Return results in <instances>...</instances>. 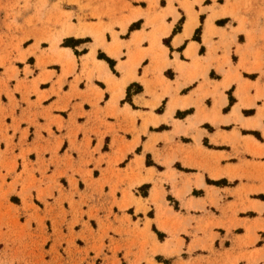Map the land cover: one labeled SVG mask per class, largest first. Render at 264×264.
<instances>
[{
  "label": "crops",
  "instance_id": "1",
  "mask_svg": "<svg viewBox=\"0 0 264 264\" xmlns=\"http://www.w3.org/2000/svg\"><path fill=\"white\" fill-rule=\"evenodd\" d=\"M187 2L0 73V214L45 264H262L264 40Z\"/></svg>",
  "mask_w": 264,
  "mask_h": 264
},
{
  "label": "rangeland",
  "instance_id": "2",
  "mask_svg": "<svg viewBox=\"0 0 264 264\" xmlns=\"http://www.w3.org/2000/svg\"><path fill=\"white\" fill-rule=\"evenodd\" d=\"M202 1L195 0L197 4H201ZM213 2L216 4L215 7H218L217 3L223 5V11H213L208 24L219 16L230 15L241 26L238 32H244V27L250 26L253 31H258L264 40V0H206L205 3ZM174 5L180 6L191 22L187 7L191 6L193 9V5L187 0H0V73L7 71L9 78H16L17 71L13 68L14 65L23 66L27 56L36 54L41 47L52 45L56 48L62 41L61 46L80 43L69 37L90 35L97 44L104 42L102 32H93L88 28H101L105 22H108L112 30L114 25L126 21L124 28L132 20V18L127 19L126 15L135 6L153 11L168 7L163 19L168 15L173 16L169 10L174 11L178 18ZM184 21L183 17L178 29ZM226 22L222 21L218 24ZM200 35L201 31L196 35L198 41ZM21 61L23 62L20 63ZM33 61V57H30L27 63L32 64ZM13 201L18 202L17 199ZM169 201L173 203L170 197ZM36 203L40 205L39 201ZM263 209L260 208L261 211ZM11 214L16 217L14 213ZM4 222L0 214V264H45L44 260H40L35 254L37 243L30 239L33 237L30 234V226L7 233ZM15 225L19 227V224ZM160 228L168 229V225L161 224ZM262 228L264 225L248 227L250 235L244 243L247 248L255 245L257 241L255 231ZM255 261L264 264V253L255 257Z\"/></svg>",
  "mask_w": 264,
  "mask_h": 264
},
{
  "label": "trees",
  "instance_id": "3",
  "mask_svg": "<svg viewBox=\"0 0 264 264\" xmlns=\"http://www.w3.org/2000/svg\"><path fill=\"white\" fill-rule=\"evenodd\" d=\"M134 27H135V25L132 26L131 29L134 28ZM177 29H178V28H177ZM200 31H201V29L199 28V29L196 31V35H197ZM196 35H195V37H194V40H195V41H198V39L196 38ZM65 44H66V43H65ZM99 58H100V59H105V60L110 64L111 67L114 66L113 61L109 60V59L106 58L104 55L100 54V55H99ZM154 230L156 231V229H154Z\"/></svg>",
  "mask_w": 264,
  "mask_h": 264
},
{
  "label": "bare ground",
  "instance_id": "4",
  "mask_svg": "<svg viewBox=\"0 0 264 264\" xmlns=\"http://www.w3.org/2000/svg\"><path fill=\"white\" fill-rule=\"evenodd\" d=\"M171 12H173L174 13V11H171ZM187 12L189 13V15L191 16V23H190V25L188 26V28H187V30L188 31H190L192 28H193V26H194V21H193V15H194V13H193V10H192V7L191 6H188L187 7ZM68 32H70V31H68Z\"/></svg>",
  "mask_w": 264,
  "mask_h": 264
}]
</instances>
